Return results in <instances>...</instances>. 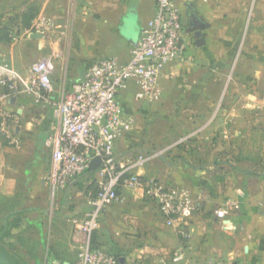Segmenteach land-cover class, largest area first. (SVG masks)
Segmentation results:
<instances>
[{
	"label": "crops",
	"instance_id": "obj_1",
	"mask_svg": "<svg viewBox=\"0 0 264 264\" xmlns=\"http://www.w3.org/2000/svg\"><path fill=\"white\" fill-rule=\"evenodd\" d=\"M86 1L93 6L82 11L78 41L101 45L94 48L95 60L113 57L128 61L133 40L140 38L154 14L155 0ZM174 1L181 4L188 60L168 63L161 87L163 95L166 84V107L174 129L182 112L183 135L170 144L167 158L161 160V172L148 163L137 172L143 180L156 178L165 188L184 186L191 190L195 208L184 227L188 237L177 227L166 225L157 203L138 187L124 188L119 201L125 199L128 204L124 216H119V229L123 239L133 245L122 247L114 242L126 264H154L178 249L183 250L184 259H169V264H264V0ZM69 3L43 0L42 11L53 4L63 26ZM191 19L202 25L201 45L196 44L193 32L187 31ZM81 78L78 75L72 83ZM55 84L57 90L60 85ZM135 91L131 82L120 94L122 107L128 98H134ZM24 94L6 102L20 116L30 106L21 97ZM40 108L23 128L16 127L18 135L23 130L32 135L39 127L33 161L25 167L21 184L9 178L3 183L5 175L15 180L16 170L5 159L7 151L0 152V217L22 212L21 228L14 233L37 228L33 240L39 264H75L84 235L74 227V214L60 211L57 233H46V192L39 166L45 161V139L54 117L51 106ZM225 140H245L246 155L236 148H224ZM243 156L245 168L241 166ZM227 199L236 201L238 207L221 220L215 212Z\"/></svg>",
	"mask_w": 264,
	"mask_h": 264
},
{
	"label": "built area",
	"instance_id": "obj_2",
	"mask_svg": "<svg viewBox=\"0 0 264 264\" xmlns=\"http://www.w3.org/2000/svg\"><path fill=\"white\" fill-rule=\"evenodd\" d=\"M155 2L154 14L141 30L136 45L130 47L128 61L113 57L99 59L79 81L68 87L63 83L54 89L50 57L33 62L23 76L0 62V88L5 89L0 101L6 103L26 93L41 105L52 107L54 123L45 139L51 152L48 176L51 185L66 187L89 168L94 157L100 159L94 170L98 191L95 196L90 193L86 196L89 210L81 219L73 220L84 235L75 264H118L116 256L92 246V235L99 226L101 210L122 201L124 188L142 187L146 196L157 203L166 225L177 227L183 237H188L184 227L195 208L191 190L184 186L165 188L156 178L143 180L137 172L159 152L125 159L115 153L117 141L135 125L133 114L126 113L122 107L120 94L132 82L136 86L135 100L156 102L162 96L164 67L171 62L188 60L180 8L174 0ZM44 23L40 20L38 25ZM2 130L9 134L5 126ZM236 207V201L227 199L216 210V216L223 220ZM169 259L180 262L184 259L183 250L174 251L169 258L162 256L154 264H169Z\"/></svg>",
	"mask_w": 264,
	"mask_h": 264
},
{
	"label": "rangeland",
	"instance_id": "obj_3",
	"mask_svg": "<svg viewBox=\"0 0 264 264\" xmlns=\"http://www.w3.org/2000/svg\"><path fill=\"white\" fill-rule=\"evenodd\" d=\"M42 1L0 0V19L5 23H8L16 12H20L29 3H35L39 8L29 28H22V23L18 19L15 24H10L12 38L8 43L0 42V62L7 63L9 67L18 71L23 76L33 62L43 57H50L53 67V73L51 75L52 83L59 81V85L65 83L68 87L78 75L82 77V74L85 73L87 68L97 61L92 58L95 55L93 51L94 48L101 45H89L78 41L79 38L77 37V32L80 30L79 22L81 21L82 15H84L82 11H89L93 4L86 0H70L67 12L63 16L64 25L60 26L58 23L60 15L57 14L56 16L54 5L49 4L42 11L44 6L42 5ZM178 5L181 7L179 1ZM40 20L45 22L43 26L38 25ZM33 32H42L45 34V37L30 38ZM164 88V94L158 101L153 103L148 104L145 101H137L134 98L131 99V97L128 98L129 100H127L123 107L133 114L135 125L131 131L126 133L125 136L123 135L115 147L116 156L123 159L135 157L139 154L150 155V153L159 152L158 156L153 157L147 163L156 168V171L160 172L162 171L160 166L161 160L167 158L170 144L175 140H179V137L183 135L182 112L179 113L180 117H178L180 122L175 125L174 129L171 115L168 114L166 107L165 83ZM4 91L5 89L0 88V94ZM21 97L30 105L29 109L25 110L24 115L21 116L15 112L16 109L10 108L7 103L0 101V152L4 151V149L7 151L5 159H9L16 170L15 180L5 175L3 183H6L9 178L11 182L15 181L21 184L25 167L29 166L31 161H33L31 160V155L34 150V137L38 135L39 127L37 126V129L32 135L24 133V130L18 135L15 131L16 127L23 128L26 120H33L40 113L41 104L27 94ZM4 126L9 134H6L2 130ZM12 134L14 135L11 136ZM246 145L245 140H225L222 142L224 148L239 149L244 155H246ZM42 157H44L45 161L39 166L41 170L39 178L44 176L45 199L47 202L45 228L48 235H54L57 233L55 228L56 217L60 211H70L76 219H81L86 212L83 208L89 204L87 203L84 190L78 188L75 179H73V182L69 186L63 188H57L51 185L48 179L51 165V152L48 148L44 150ZM242 159L241 166L245 168V156ZM3 167H6V164ZM62 198H64L63 201H61ZM126 203L127 201L125 199L123 202L112 203L105 207L99 215V226L94 231L92 239L94 238V241L104 250L108 251L112 249L117 252L119 247L114 241H118L122 247L132 244L123 239V232L119 229V216H124L123 214L128 206ZM63 205L65 207H62ZM31 215L35 216L36 214L35 212H31ZM24 230L25 237L34 238L38 235L36 227L26 228ZM111 242L114 245H111Z\"/></svg>",
	"mask_w": 264,
	"mask_h": 264
},
{
	"label": "trees",
	"instance_id": "obj_4",
	"mask_svg": "<svg viewBox=\"0 0 264 264\" xmlns=\"http://www.w3.org/2000/svg\"><path fill=\"white\" fill-rule=\"evenodd\" d=\"M37 6L35 3L25 5L20 12H16L14 17L10 18L8 23L0 19V42L8 43L11 41V25L15 24L17 19L21 21L22 28H29L38 13L39 8ZM58 82L55 84L56 87ZM94 172L88 168L74 178L76 184H78V188L83 189L86 196L89 193L95 196L98 191L99 185H97L94 179ZM22 222V212L19 211L0 217V264L38 263L36 242H34L33 238L25 237L23 233L25 230L14 233L15 229L21 228ZM111 245L114 244L111 242ZM92 246L94 248H101L94 241V238L92 239ZM107 252L116 256L117 259L120 256L118 251L116 252L112 249H109Z\"/></svg>",
	"mask_w": 264,
	"mask_h": 264
},
{
	"label": "water",
	"instance_id": "obj_5",
	"mask_svg": "<svg viewBox=\"0 0 264 264\" xmlns=\"http://www.w3.org/2000/svg\"><path fill=\"white\" fill-rule=\"evenodd\" d=\"M201 29H202V25L198 26L196 23H194L192 21V19L190 20L189 27H188L187 31L193 32L197 45H201L204 42ZM44 37H45V34L42 32H33L30 35V38H44ZM137 41L138 40H133L132 45H136ZM99 163H100L99 157L98 158L94 157L93 160H91L89 163V169L94 171L96 169V167L99 165ZM118 264H126L124 257H122V256L118 257ZM132 264H136V263L134 262Z\"/></svg>",
	"mask_w": 264,
	"mask_h": 264
}]
</instances>
